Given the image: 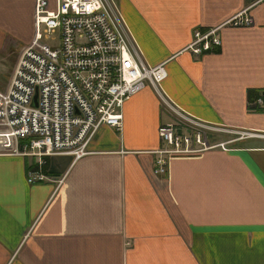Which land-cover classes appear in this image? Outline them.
I'll return each instance as SVG.
<instances>
[{
    "label": "crops",
    "instance_id": "crops-1",
    "mask_svg": "<svg viewBox=\"0 0 264 264\" xmlns=\"http://www.w3.org/2000/svg\"><path fill=\"white\" fill-rule=\"evenodd\" d=\"M113 1L143 61L163 63L176 109L235 132L206 133L225 148L169 156L154 175L170 117L145 88L123 104L120 131L102 127L75 160L37 165L4 155L0 139V264H264V112L247 97L264 98V0ZM34 5L0 0V91L31 39ZM236 15L250 24L233 27ZM211 30L218 47L185 50L192 31ZM31 170L45 180L27 184Z\"/></svg>",
    "mask_w": 264,
    "mask_h": 264
},
{
    "label": "built area",
    "instance_id": "built-area-1",
    "mask_svg": "<svg viewBox=\"0 0 264 264\" xmlns=\"http://www.w3.org/2000/svg\"><path fill=\"white\" fill-rule=\"evenodd\" d=\"M230 23L248 26L250 20L236 15ZM219 45L215 30L192 31L185 50L199 55ZM164 78L163 63L143 61L113 0H35L31 39L0 91V139L11 145L3 154L32 157L37 165L43 157L84 156L102 127L120 131L123 104L145 88L170 117L157 128L154 175L164 174L169 156L225 148L226 142L208 145L206 133L235 131L176 109L161 89ZM254 104L260 106L261 99ZM236 135L261 136L250 131ZM44 180L35 170L25 174L27 184Z\"/></svg>",
    "mask_w": 264,
    "mask_h": 264
},
{
    "label": "trees",
    "instance_id": "trees-1",
    "mask_svg": "<svg viewBox=\"0 0 264 264\" xmlns=\"http://www.w3.org/2000/svg\"><path fill=\"white\" fill-rule=\"evenodd\" d=\"M258 91H256V90H248L247 91V97H248V101L250 102V101H252V100H254L255 101V98L256 97H260V99H261V101H262V108H260V106H257V105H255L253 108L256 110V111H258V112H264V103H263V101H264V98H263V95H258V93H257ZM263 94V93H262ZM258 97V98H259ZM253 101V102H254ZM33 166H34V168H36V164H33Z\"/></svg>",
    "mask_w": 264,
    "mask_h": 264
},
{
    "label": "bare ground",
    "instance_id": "bare-ground-1",
    "mask_svg": "<svg viewBox=\"0 0 264 264\" xmlns=\"http://www.w3.org/2000/svg\"><path fill=\"white\" fill-rule=\"evenodd\" d=\"M243 138V137H242Z\"/></svg>",
    "mask_w": 264,
    "mask_h": 264
},
{
    "label": "water",
    "instance_id": "water-1",
    "mask_svg": "<svg viewBox=\"0 0 264 264\" xmlns=\"http://www.w3.org/2000/svg\"><path fill=\"white\" fill-rule=\"evenodd\" d=\"M178 132V131H177Z\"/></svg>",
    "mask_w": 264,
    "mask_h": 264
}]
</instances>
